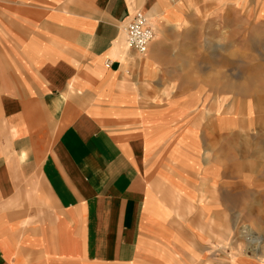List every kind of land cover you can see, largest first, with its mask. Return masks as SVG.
<instances>
[{
	"label": "crops",
	"instance_id": "crops-1",
	"mask_svg": "<svg viewBox=\"0 0 264 264\" xmlns=\"http://www.w3.org/2000/svg\"><path fill=\"white\" fill-rule=\"evenodd\" d=\"M189 2L0 0V264H264L262 239L253 255L215 240L230 183L208 166L198 182L195 131L175 127L196 117L167 85L164 33ZM136 13L145 54L124 33Z\"/></svg>",
	"mask_w": 264,
	"mask_h": 264
},
{
	"label": "rangeland",
	"instance_id": "rangeland-1",
	"mask_svg": "<svg viewBox=\"0 0 264 264\" xmlns=\"http://www.w3.org/2000/svg\"><path fill=\"white\" fill-rule=\"evenodd\" d=\"M178 14L177 27L164 33V53L176 56L167 85L196 118L171 125L195 131L189 151L195 154L198 182L208 166L218 188L222 181L230 183L229 207L220 204L222 191L214 189L215 240L222 241L225 231L231 245L253 255L263 246L256 241L264 242V12L253 0H190ZM174 95L166 91L156 100L170 103ZM171 137L160 149L177 145ZM182 147L187 148L184 142ZM166 161L167 168L176 165ZM240 182L244 186L238 187Z\"/></svg>",
	"mask_w": 264,
	"mask_h": 264
},
{
	"label": "built area",
	"instance_id": "built-area-1",
	"mask_svg": "<svg viewBox=\"0 0 264 264\" xmlns=\"http://www.w3.org/2000/svg\"><path fill=\"white\" fill-rule=\"evenodd\" d=\"M128 47L138 54H145L155 37L149 19L142 13H136L124 26ZM109 61L106 62V65Z\"/></svg>",
	"mask_w": 264,
	"mask_h": 264
},
{
	"label": "bare ground",
	"instance_id": "bare-ground-1",
	"mask_svg": "<svg viewBox=\"0 0 264 264\" xmlns=\"http://www.w3.org/2000/svg\"><path fill=\"white\" fill-rule=\"evenodd\" d=\"M245 231H246L247 233H249V232H248V229H245Z\"/></svg>",
	"mask_w": 264,
	"mask_h": 264
}]
</instances>
